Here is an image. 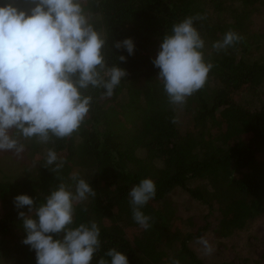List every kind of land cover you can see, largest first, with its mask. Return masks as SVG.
<instances>
[{"label": "trees", "instance_id": "obj_1", "mask_svg": "<svg viewBox=\"0 0 264 264\" xmlns=\"http://www.w3.org/2000/svg\"><path fill=\"white\" fill-rule=\"evenodd\" d=\"M215 1L221 5L213 7L217 16L209 13L212 8L206 9L208 20H203L198 14L202 2L211 7ZM263 5L264 0L85 1V10L95 15L92 21L107 37V65H119L118 56H126L120 64L127 76L111 97H105L102 88L85 90L92 97L90 110L70 136L52 137L46 144L36 138L22 140L28 158L23 173L0 179V257L14 264H36L35 250L23 243L26 231L19 216L28 206L18 209L14 198L29 194L36 203L42 202L61 182L71 185L72 173L87 180L96 192L75 204L72 225L94 220L100 228V248L91 264L101 257L110 260L105 254L112 248L126 253L130 264H161L163 246H172L180 238L178 257L170 264L178 260L180 264H204L189 246L192 234L184 235L182 222L173 223L179 218L168 196L177 188L195 200L218 205L215 233L221 239L263 216L264 101L254 108L234 101L239 90L264 87V32L250 30V14ZM188 17L194 19L205 41L202 52L212 67L202 88L183 105H175L158 79L153 60L164 35ZM228 31L237 33L240 40L217 51L213 43ZM127 37L135 42L131 55L126 49L113 48L115 40ZM182 106L192 114L196 128L185 134L177 124V110ZM48 149L64 161L58 171L52 170L54 165L44 166ZM144 178L153 179L156 185L155 196L142 209L150 217L146 229L133 219L128 195ZM196 181L204 184L192 186ZM201 230L194 235L200 236Z\"/></svg>", "mask_w": 264, "mask_h": 264}, {"label": "clouds", "instance_id": "obj_2", "mask_svg": "<svg viewBox=\"0 0 264 264\" xmlns=\"http://www.w3.org/2000/svg\"><path fill=\"white\" fill-rule=\"evenodd\" d=\"M32 7L22 9L16 0H0V152L24 151L22 140L36 138L48 143L52 137L70 136L86 118L92 97L89 87L104 89L111 97L127 71L119 65L108 66L104 47L107 37L86 12L85 0H29ZM228 31L213 43L217 51L240 40ZM205 41L192 17L173 25L165 34L153 60L158 79L171 103L183 105L186 98L205 84L212 67L204 59ZM113 48L135 51L131 37L115 40ZM64 161L53 149L46 152L44 166L53 171ZM71 185L61 182L50 189L42 202L29 194L15 196L26 231L23 243L36 254V264H91L100 248V228L93 220L74 223V206L95 196L93 186L78 173L70 176ZM156 194L151 178L142 179L129 192L133 219L148 228L150 217L143 206ZM63 233L62 236L59 234ZM206 252L212 247L199 238ZM97 264H130L128 255L115 248ZM179 264V262H175Z\"/></svg>", "mask_w": 264, "mask_h": 264}, {"label": "rangeland", "instance_id": "obj_3", "mask_svg": "<svg viewBox=\"0 0 264 264\" xmlns=\"http://www.w3.org/2000/svg\"><path fill=\"white\" fill-rule=\"evenodd\" d=\"M85 1L87 2V0ZM16 2L22 9H30L32 7L29 0L24 5L21 3V0H16ZM213 3V6L207 7V4L202 2L198 14H200L203 20H208L206 17L208 14L206 13L205 15L206 9L208 12L212 8L209 13L217 16V11L215 12L213 7L219 9L221 5L219 7V2L217 1ZM86 12L89 13L92 20L95 19V15L91 11L86 10ZM222 15L225 17L226 13L224 12ZM250 19L252 22L250 27L251 32H264V5L260 6L259 9H255L250 14ZM254 91L239 90L234 94V101L247 108H254L264 101V87ZM177 114V124L181 133L185 134L188 131H194L196 129L192 114L183 106L178 108ZM25 153V151L20 154L15 152H0V179H14L23 173L28 163V158L25 157ZM202 184L204 182L196 181L191 185ZM168 201L172 205L176 216L179 218L175 220L176 222H173L174 225L182 222L184 225V235L192 234L189 246L203 259L204 264H264V215L259 217L248 228L236 231L232 236L221 239L215 233L220 218V211L216 203L207 204L195 200L187 191L180 188L175 189L169 194ZM160 207L163 208V205ZM2 210L3 206L0 201V217L3 212ZM199 228H202L201 235H194ZM139 229L137 227L136 230ZM200 237L208 239L212 247L210 253L204 250L199 240ZM180 247L181 238L176 240L172 246H163L165 256L164 263L161 262V264H170V260L177 258V252ZM178 262L180 264L181 261L178 260ZM0 264L14 263L11 259L0 257Z\"/></svg>", "mask_w": 264, "mask_h": 264}]
</instances>
